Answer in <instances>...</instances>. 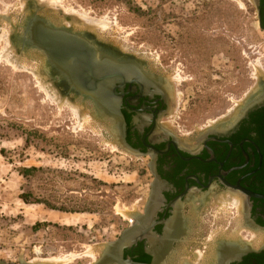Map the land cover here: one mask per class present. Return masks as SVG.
<instances>
[{
  "label": "rangeland",
  "instance_id": "obj_1",
  "mask_svg": "<svg viewBox=\"0 0 264 264\" xmlns=\"http://www.w3.org/2000/svg\"><path fill=\"white\" fill-rule=\"evenodd\" d=\"M37 1L59 5L61 12L48 13L66 29H80L70 21L73 14L107 19L99 39L145 60L171 84L162 122L184 139L230 121L264 78V29L252 0ZM26 8V0H0V262L95 264L145 213L153 183L149 158L117 143L113 149L90 110L81 126L71 108L60 109L35 76L39 62L22 57L26 68L9 63L10 49L20 55L14 26ZM228 198L218 200L212 218L236 221ZM51 212L67 222L51 221ZM258 234H245L256 249ZM184 251L180 258L195 263L196 251L188 245Z\"/></svg>",
  "mask_w": 264,
  "mask_h": 264
},
{
  "label": "flooded vegetation",
  "instance_id": "obj_2",
  "mask_svg": "<svg viewBox=\"0 0 264 264\" xmlns=\"http://www.w3.org/2000/svg\"><path fill=\"white\" fill-rule=\"evenodd\" d=\"M252 1L264 29V0ZM122 60L125 80L133 81L116 90L126 128L124 144L149 158L153 175L148 213L130 226L135 238L141 239L124 250V260L164 264L175 251L184 253L183 246L195 250V257L201 247L209 250L208 245L216 240V264H264V251L248 252L254 245L245 237L248 229L256 236L264 233V106L235 126L214 127L210 133L184 139L162 122L172 95L163 79L155 70L145 72L142 65L149 64L143 59ZM226 196L236 205L234 222L212 218L214 205ZM224 224L228 225L224 231L206 239L211 230Z\"/></svg>",
  "mask_w": 264,
  "mask_h": 264
},
{
  "label": "water",
  "instance_id": "obj_3",
  "mask_svg": "<svg viewBox=\"0 0 264 264\" xmlns=\"http://www.w3.org/2000/svg\"><path fill=\"white\" fill-rule=\"evenodd\" d=\"M26 1L27 5L34 3L33 5L37 7L36 0L35 2L32 0ZM38 8L39 7H37V9ZM30 9L33 8L30 7ZM34 10L35 9L32 11ZM65 18L67 19V17ZM22 21L25 25H28L26 27V30L29 32L28 48L36 52H42L45 55V58H47L49 64L59 70V74L63 77L68 85H71V90L73 93H80L84 97L87 96L92 98L96 103L97 109L99 108L102 111L110 114L118 125L119 147L128 153L139 155L130 150L124 144L126 128L124 118L121 113L122 102L120 100L121 97L118 98L119 96H117L116 92L117 89L123 90L126 84H132L133 81L123 80L120 74L124 73L121 71V69L117 68V66L113 63L110 64V62H106L105 58L102 59V56L95 45L92 42L90 43V41L84 39V35L79 34V32H73L71 29H66L61 24L54 25L49 19H46V16L41 15L40 17V15L37 13L28 15L27 17L24 16ZM21 32L22 31H17V39L22 37L23 33L21 34ZM88 38L92 39L89 36ZM118 51L120 52L119 49ZM97 53H99V56H101L98 60L99 63L95 59ZM122 63L126 64L124 61H122ZM111 80L114 82L110 83ZM108 83L109 86H107ZM103 88H106V91L108 89V96L114 98L113 102L116 104L115 107L110 106V103H107L106 101V97H103L104 94H102L101 91ZM262 90H264V81L258 83L254 91L235 111V121L233 124H230V126H235L242 119H244L249 112L264 106V91L262 94H260V91ZM258 94L260 97L257 96ZM145 212L148 213L147 209ZM135 234L136 233L131 228L125 231L117 242L111 243L107 246V249L101 256V259L95 264H113L114 262L120 264H135L130 261H125L123 258L124 250L131 247L133 243H136L139 239H141L139 236L135 238ZM259 251H264V247L257 251L253 249L248 250V252ZM0 264L13 263L1 261ZM20 264L42 263H26L22 261Z\"/></svg>",
  "mask_w": 264,
  "mask_h": 264
},
{
  "label": "bare ground",
  "instance_id": "obj_4",
  "mask_svg": "<svg viewBox=\"0 0 264 264\" xmlns=\"http://www.w3.org/2000/svg\"><path fill=\"white\" fill-rule=\"evenodd\" d=\"M32 1L35 2V0H32ZM36 2H38V1L36 0ZM53 2L51 4L49 2H43V3H41L40 6L36 4L37 7H39L40 9L39 8L37 9V7L35 5H33L34 3L28 4L27 5L28 7L26 8L24 16L27 17L28 15H32V14H36L37 13L38 15H40V17H41V15L42 16H46V19H49L51 21V23L54 24V25L62 24V22L60 20L56 19L53 15H49V13H52L51 9L53 10V8H54V10H53L54 13L57 14V12H61L60 6L56 5V3L53 4ZM30 7L35 9V10L32 11L33 9H30ZM49 7H52V8L49 9ZM69 12H68L69 15H71L72 11H69ZM24 16H23V18H24ZM72 17L74 19H70L71 23H73L75 25L79 24L78 27H80V29L71 28V31L79 32V34L84 35V37H85L84 39L90 41V43L92 42L95 45V47L99 50V53L101 54L102 59L105 58L106 62H110V64L111 63L115 64L117 66V68H120L121 71L124 73V69H123L122 65H120V64H122V61H123L122 59H124V58L132 59V58H130L129 55H123L124 53L121 54L118 51L119 48L113 46L109 42H106L105 39L104 40L99 39V37L97 35V33L98 34L99 33L100 34H104V32L109 27V25L107 23L109 21H106L107 19H105V20H93V19L90 20V19H88L87 16H84V15L80 16V15H74L73 14ZM27 26L28 25H25L23 21H22L21 24H19L17 26H14L15 33H17V31L18 32L22 31L21 34L22 33L23 34H22V37L20 39H17L18 38L17 36H15V39H14V40H16V46L15 47L18 50L17 53L20 54V55L17 56V54H16V57H15V55H14L15 53L13 54V52H10V50H11L10 49L8 51V53H7V55H8L7 59H8V61L10 60L9 63L10 64L14 63L17 67H18V65H22L23 68H26L25 61H27V60L26 59L25 60L22 59V57L28 58L30 60L33 59V61H36V63L39 62L41 67L38 70H36L35 72L34 71L33 72L35 73V76L37 77V80L39 81V83L41 85V88H43L45 90V92L47 93V96L51 99V101L56 103L59 106L60 109H62L64 107V105H67L69 108H71V110L74 112L75 116L78 118L79 125H81V126H82L83 122L87 123V121H88V123H89V121H90L89 117H92V116H90L89 111H88V110H90L91 111L90 113H92L94 115V117L98 120V122L104 124L103 126L107 130V131L105 130L107 132V138L106 139H108V143H113V144H111V146H112L113 149H116V145L114 143H117L119 141L118 140L119 139V129H118V125L115 122V120L107 112H104V111H102L99 108L97 109L96 108V103H95V101L92 98H89L87 96L84 97L80 93H75V92L73 93L72 90H71L72 89L71 85L67 84V82L63 79V77L59 74V72H60L59 70H57L56 68H54L52 65L49 64L47 58H45V55L42 52H36V51H33V50L28 48L29 47V32L26 30ZM73 27H74V25H73ZM88 36L91 37L94 40L89 39ZM100 36H102V35H100ZM102 39H103V37H102ZM19 43H20V45H19ZM7 50H6V52H7ZM99 53H97V55L95 56L96 61H98L100 59L99 57H101V56H99ZM11 61L13 63H11ZM98 63H99V61H98ZM142 68H143V70L145 72H147V71L151 72V70H153L149 65H142ZM142 68H141V70H142ZM260 71L261 70H259V72H257V73L261 74L262 71L261 72ZM263 74H264V71H263ZM120 75H121V78L123 80H125V76L123 74H120ZM259 76H257V77L259 78ZM260 81L261 82L264 81V78H261ZM113 82H114L113 80L110 81V83H113ZM115 82H116V79H115ZM163 83H164V85H166L167 89L171 91V89H169V86L171 87V84L169 82L165 83L164 80H163ZM107 86H109V83L107 84ZM163 89H164V87H163ZM101 91H102V94H104L103 97L104 96L106 97L107 103H110V106L115 107L116 104H115V102H113L114 98H112L111 96H108V94H107L108 89L106 91V88H103ZM253 91H254V89H253ZM263 91L264 90L260 91V94H262ZM248 96L249 95H247V97ZM257 96L260 97L259 94ZM69 99L72 100V103L68 101ZM239 105L241 106L242 103L241 104L239 103ZM228 118H230V117H228ZM229 120H230V121H228L229 123H233L235 121L234 112L233 113L231 112V119H229ZM228 122L227 123L225 122L226 124L220 125V127H226L227 124L229 125ZM217 127L219 128V126H216L215 128H217ZM227 127H229V126H227ZM214 129H213V127H211L206 132L210 133ZM117 145H119V144H117ZM125 213H124V215H125ZM50 219H51V221H54V222H67V217L61 216V215H59V214H57L55 212H51ZM190 222H191V219H190ZM189 227H192V225L189 226ZM192 232H194L193 229H192L191 233ZM258 235H259V240H257L258 242H256L257 244H255V245H257V247L260 248V247L264 246V233L260 232ZM223 237H224V235H222L220 238H223ZM217 238H215V239H217ZM233 239H235V238H233ZM215 241L213 240V242H211L212 244H210L211 245L210 247L208 245L209 250L208 249L206 250L207 253L205 255L203 253L202 254L199 253V254L195 255V259H194L195 263H193V264H216L217 263V260H218L217 259L218 258L217 257V253H218L219 249H218V242H215ZM254 242H253V244H254ZM183 248H184V246H183ZM253 248H256V246H253ZM88 250H90V249H88ZM95 250L96 249L91 250L89 252V254H86V255L89 256V255L95 253ZM174 251H175V249H174ZM180 251L179 250L175 251V253L173 255L170 254L168 256V259L166 257L167 260L165 262H163V261H161V262H163L164 264H191L192 261L190 262L186 258L185 259L180 258L182 256V254L185 253V251H183L184 253H182V251L181 252ZM164 259H165V257H164ZM70 261L68 260L67 262H70ZM46 263H49V261L46 262ZM57 263L58 264L59 263L60 264H62V263L65 264V262H63V261L60 262L59 260L56 261L54 259L53 260L51 259L49 264H57Z\"/></svg>",
  "mask_w": 264,
  "mask_h": 264
}]
</instances>
